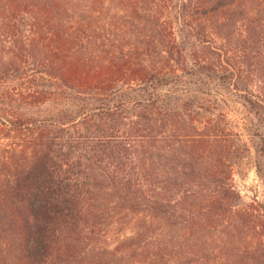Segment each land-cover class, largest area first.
I'll return each instance as SVG.
<instances>
[{
    "label": "trees",
    "instance_id": "trees-1",
    "mask_svg": "<svg viewBox=\"0 0 264 264\" xmlns=\"http://www.w3.org/2000/svg\"><path fill=\"white\" fill-rule=\"evenodd\" d=\"M172 1L0 0V53L7 55L4 60L0 58V83L20 81L17 87L0 88V166L8 173V178H4L0 172V264H42L43 257L49 252L53 254L52 244L58 239L67 244L66 252L59 254V263L67 264L76 257V253L69 251L70 246L80 239L60 205L53 202L55 198L50 195L49 198L44 191V180L51 179L52 166L51 151L42 149L52 140L51 145L46 146L51 149L65 131L64 126L68 123L73 126L74 120L27 117L16 113L11 102L36 107L66 91L91 95L108 103L94 107L93 111L98 112L93 114L94 118L100 116L101 120L119 122L124 114L117 111L126 112L131 103L113 104L110 100L118 85H166V74L174 72L172 62H179L181 58L170 21H161ZM113 9L114 13H110ZM98 22L101 25L97 26ZM143 33L147 44L158 46V49L151 48L143 58L128 56L124 46L117 42L120 36L130 42ZM256 40L258 32L249 26L246 42L254 45ZM203 62L204 69L210 72L212 64ZM44 79L53 82L52 89L45 88ZM148 96L149 99L132 102L130 108L135 110L133 115L137 118L132 123L134 148L139 150L141 158L148 154L137 162L139 170L153 176L158 172L154 177L160 173V179H164L170 164L176 162L177 167L189 171L191 181L199 178L201 185L216 190L208 206L202 205L206 198L203 196L199 199L193 196L191 202L185 203L188 209L183 212H199L194 216L191 212L187 218L180 214L183 221L188 219L184 222L187 231L205 223L204 226H212L216 233L232 239V242H224L229 252L225 255L231 257V264H264V207L255 203L234 209L231 205L234 196L226 159L232 146L226 130L209 119L201 124L196 122L199 125L178 123L180 118L172 117L167 109L169 103L161 105L164 98ZM245 103L264 119V93L252 94ZM169 126L177 130L176 135H166ZM145 139L153 150L145 152ZM176 144H182L179 145L182 156L169 159L172 145ZM199 151L201 154L197 155ZM261 151L264 153V141ZM202 154L217 162L210 167L207 176L198 164ZM113 185L115 190L117 184ZM115 195L108 194L106 205L114 198L116 213L126 223L129 222L127 217L143 212L152 220L168 212L157 202L138 203L140 199L135 195L119 193L117 198ZM196 202L201 206L195 208ZM129 242V247L122 242L116 250L128 247L133 251L136 244L130 239Z\"/></svg>",
    "mask_w": 264,
    "mask_h": 264
},
{
    "label": "rangeland",
    "instance_id": "rangeland-1",
    "mask_svg": "<svg viewBox=\"0 0 264 264\" xmlns=\"http://www.w3.org/2000/svg\"><path fill=\"white\" fill-rule=\"evenodd\" d=\"M172 2L161 21H170L181 58L179 62H172L174 72L166 74V85H118L110 100L113 104L131 103L126 107L127 113L122 109L117 111L124 114L119 122L101 120L100 116L94 118L93 114H98L93 111L94 107L107 102L69 91L36 107H27L19 101L10 104L16 113L31 118L74 120L73 126L69 123L64 126L65 131L51 149L46 146L51 145L52 140L42 149L51 151L52 166L51 179L44 180V191L49 198L56 199L53 202L60 205L80 235L79 242L71 245L69 250L76 253V257L67 264H231V257L225 255L229 252L224 242H232V239L216 233L212 226H204L205 223L188 232L184 223L188 219L183 221L179 217L181 213L186 218L191 212L193 216L199 214L198 210L183 212L188 209L186 204L193 196L197 199L203 196L206 198L202 205L208 206L216 190L201 185L199 178L191 181L189 171L177 167L176 162H172L165 172V180L160 179V173L154 177L158 172L153 176L138 168L137 162L148 154L141 158L139 150L134 148L132 123L137 118L133 115L135 110L130 108L132 102L149 99V94L164 98L161 105L169 103L167 109L172 117L180 118L178 123L188 125L199 121L201 124L209 119L224 128L232 146L226 159L234 196L231 205L234 209L255 203L264 207V153L261 151L264 119L245 103L252 94L264 93V0ZM110 13H114V9ZM249 26L258 32L254 45L246 42ZM117 42L124 46L128 56L137 58H143L151 48L158 49L154 43L147 44L144 33L130 42L120 36ZM0 58H7L5 52L0 53ZM204 60L209 66L212 64L210 72L204 69ZM46 81L44 79L42 84L52 89L53 82ZM4 84L0 88L17 87L20 81ZM85 113L91 115L85 117ZM167 130L166 135H176L177 130L170 126ZM144 142L145 152L153 150L149 140ZM167 143L172 142L167 140ZM179 145H172L169 159L181 155ZM213 159L209 160L206 154L199 159L205 176L209 175L212 165H217ZM3 169L0 166L2 176L8 178ZM110 179L114 182L110 183ZM115 183L117 188L113 190ZM110 193H115V198L119 193L135 195L140 199L138 203L144 200L157 202L168 212L155 220L143 212L127 217L129 222L126 223L116 213L114 198L106 205ZM196 203L195 208L201 206L200 202ZM129 239L136 244L134 252L128 249ZM122 242L128 247L117 251ZM52 245L54 249L50 251L53 254L49 252L43 257L42 264H63L59 263V254L66 252V242L58 239Z\"/></svg>",
    "mask_w": 264,
    "mask_h": 264
}]
</instances>
